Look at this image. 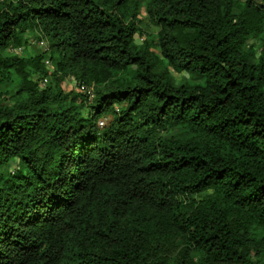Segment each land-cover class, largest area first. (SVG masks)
Returning <instances> with one entry per match:
<instances>
[{
    "label": "trees",
    "instance_id": "16d2710c",
    "mask_svg": "<svg viewBox=\"0 0 264 264\" xmlns=\"http://www.w3.org/2000/svg\"><path fill=\"white\" fill-rule=\"evenodd\" d=\"M0 264H264V0H0Z\"/></svg>",
    "mask_w": 264,
    "mask_h": 264
},
{
    "label": "rangeland",
    "instance_id": "374dc122",
    "mask_svg": "<svg viewBox=\"0 0 264 264\" xmlns=\"http://www.w3.org/2000/svg\"><path fill=\"white\" fill-rule=\"evenodd\" d=\"M244 1H246V0H244ZM142 18H145L146 19V15L145 14H143L142 15ZM144 23H146L147 25H149V23H148V21L147 20H144ZM143 32L144 33H147V32H155V28L154 27H152L151 25H149V26H145V24H144V26H143ZM145 35V34H144ZM141 37H143V36H137L136 37V39L138 40V42L139 43H142V41H143V39H141ZM38 44H39V42H38ZM37 43H34L33 45H29L27 48H28V52H29V54H33V55H35L36 53H38V52H43L44 50L43 49H41L40 48V46L38 45ZM174 77L177 79V80H181L182 79V75L181 74H177V73H174ZM84 87L82 88V91H84ZM64 90H65V92L66 93H69V92H71V91H75V92H77V90H76V88H75V86H74V83H72V82H67V85L65 86V88H64ZM78 92H79V90H78ZM103 122H104V124L106 125V120H103ZM254 257H256V256H254ZM253 257V258H254ZM254 261H256L257 259L256 258H254L253 259Z\"/></svg>",
    "mask_w": 264,
    "mask_h": 264
},
{
    "label": "clouds",
    "instance_id": "9594fccd",
    "mask_svg": "<svg viewBox=\"0 0 264 264\" xmlns=\"http://www.w3.org/2000/svg\"><path fill=\"white\" fill-rule=\"evenodd\" d=\"M142 39V38H141ZM143 42V41H142ZM39 46H40V48L41 49H43V50H47L48 49V44H47V41L46 40H41L40 42H39ZM22 48H20V49H15V50H13V52L14 53H16V54H21L22 53ZM46 66L49 68V69H51V64L49 63V62H47L46 63ZM46 81L45 82H43L42 83V87H44L46 84H47V80L48 79H45ZM74 86H75V84H74ZM82 88L83 87H80V88H76V90L78 91L79 90V92H83L84 94H87V96H89V97H93V89L92 88H86V87H84L86 90H88L89 92H90V94H89V92H87V91H82ZM100 128H103L104 126H105V124H104V122L103 121H101L100 122Z\"/></svg>",
    "mask_w": 264,
    "mask_h": 264
},
{
    "label": "built area",
    "instance_id": "2783aa9c",
    "mask_svg": "<svg viewBox=\"0 0 264 264\" xmlns=\"http://www.w3.org/2000/svg\"><path fill=\"white\" fill-rule=\"evenodd\" d=\"M85 91H87V92H89L88 90H86V89H84ZM89 94H90V92H89Z\"/></svg>",
    "mask_w": 264,
    "mask_h": 264
}]
</instances>
